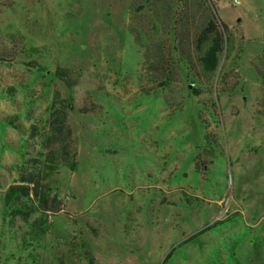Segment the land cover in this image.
Returning a JSON list of instances; mask_svg holds the SVG:
<instances>
[{
	"label": "rangeland",
	"instance_id": "obj_1",
	"mask_svg": "<svg viewBox=\"0 0 264 264\" xmlns=\"http://www.w3.org/2000/svg\"><path fill=\"white\" fill-rule=\"evenodd\" d=\"M200 1L0 0V264H264V0H208L229 43L212 77ZM54 103L75 172L49 170ZM22 180L50 190L38 230L32 193L7 213Z\"/></svg>",
	"mask_w": 264,
	"mask_h": 264
},
{
	"label": "trees",
	"instance_id": "obj_2",
	"mask_svg": "<svg viewBox=\"0 0 264 264\" xmlns=\"http://www.w3.org/2000/svg\"><path fill=\"white\" fill-rule=\"evenodd\" d=\"M160 1L164 2L165 0H159V2ZM198 5L205 13V15H203L205 26L198 35L196 50L200 54L199 61L204 75L206 77H212L219 68L221 57L224 51L229 49V43L227 39H225L224 35L218 30L217 23L214 18L216 16L214 7L211 5L208 6V0H201ZM205 6H207V8ZM140 8H144V6H140ZM170 9L171 8H168V10L165 12L168 17L170 15ZM183 18H185V15H183ZM185 21L187 22L186 19ZM183 24L185 25L184 20L181 24V28H183ZM184 42L185 40L181 38L178 41V43L180 44V48L174 47L171 50L175 51L177 49V52H179V54L181 55L180 58L183 62H185V53L182 47V44ZM161 59H163L167 63L162 53H158L157 56H155L152 51H148L146 52L144 63L148 68L147 71L149 72V78H151L152 80H156L157 77H159L160 82L163 83L161 86H163L166 85L170 80L171 74L173 72V66L170 65L171 67L169 68H163L164 77L162 78V76H159L156 73L162 71L161 63L166 65V63L161 62ZM55 76L57 78L65 80L68 77V71L59 69L56 71ZM194 93L198 94V91L195 90ZM67 108L68 107L66 105L57 107L56 103H54L51 107L52 112L49 123V133L43 144V148L47 151L46 160L48 163H50V172L57 171L59 167L68 168L72 172H75L78 169V153L77 149L74 147L73 131L68 124ZM10 124L13 125V121H10ZM43 188L44 187L39 190L38 188H36V184L33 181L26 180H22L21 185L11 186L7 190L4 198L6 209H10V211L7 213L10 214L13 218L20 216L23 219H27L29 216H31L34 211L27 208H19V204H21L24 199L29 198L32 193L34 198L38 200V203L45 210V212L40 215V219L36 223L39 224L37 227L38 230V228L44 222V218H46L47 216V212L49 210L48 205L50 202V190L48 192H44ZM53 201H57V197H55ZM204 232L205 230L200 234H203Z\"/></svg>",
	"mask_w": 264,
	"mask_h": 264
},
{
	"label": "built area",
	"instance_id": "obj_3",
	"mask_svg": "<svg viewBox=\"0 0 264 264\" xmlns=\"http://www.w3.org/2000/svg\"><path fill=\"white\" fill-rule=\"evenodd\" d=\"M236 3H238V2L236 1Z\"/></svg>",
	"mask_w": 264,
	"mask_h": 264
}]
</instances>
